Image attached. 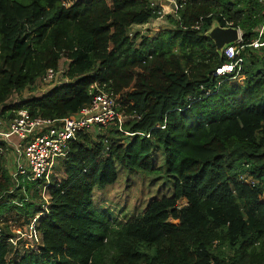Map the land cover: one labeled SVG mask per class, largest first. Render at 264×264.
Masks as SVG:
<instances>
[{
    "label": "trees",
    "instance_id": "trees-1",
    "mask_svg": "<svg viewBox=\"0 0 264 264\" xmlns=\"http://www.w3.org/2000/svg\"><path fill=\"white\" fill-rule=\"evenodd\" d=\"M175 2L169 15L152 0H0V118L73 115L93 84H106L129 118L122 131L77 134L64 177L46 187V211L44 183L18 177L16 187L0 154V264H264V52L245 49L243 82L231 83L233 74L213 75L226 60L205 35L217 23L247 45L264 7ZM159 17L169 30L130 34ZM49 69L64 81L45 84ZM117 166L161 172L170 194L118 221L92 201L96 186L116 183ZM12 213L18 227L42 213L36 250L9 242Z\"/></svg>",
    "mask_w": 264,
    "mask_h": 264
},
{
    "label": "built area",
    "instance_id": "built-area-1",
    "mask_svg": "<svg viewBox=\"0 0 264 264\" xmlns=\"http://www.w3.org/2000/svg\"><path fill=\"white\" fill-rule=\"evenodd\" d=\"M170 6L173 14L177 11L175 0H164ZM264 6V5H263ZM263 21L257 31V36L249 44H239L240 40L222 50L226 62L216 68L213 73L217 77L234 75L233 79L239 77L243 62L242 53L245 49L261 54L264 52V9L262 12ZM61 72L52 69L46 71L43 82L53 84L57 78H61ZM91 96L90 102L83 106L77 113L61 119H47L31 117L27 110L21 109L13 112L12 119L0 128V142L4 143L5 149L0 150L3 154L8 149L12 150L15 159V167L11 179L18 182V177L27 181H42V190L51 182L52 177L57 179L55 169L66 157L70 143L74 142L78 133L98 134L111 128L122 131V126L129 118L117 111L118 104L113 91L106 84H93L89 87ZM126 135H132L125 133ZM48 194V193H47ZM44 201L43 209L47 210V198L41 197ZM42 213L27 225L28 230L34 229L37 220ZM20 227L14 228L15 237L9 242L16 246L21 239ZM35 232L36 228L34 229ZM38 233V232H37ZM1 238V233H0ZM39 246V245H38ZM27 249V250H36Z\"/></svg>",
    "mask_w": 264,
    "mask_h": 264
},
{
    "label": "rangeland",
    "instance_id": "rangeland-1",
    "mask_svg": "<svg viewBox=\"0 0 264 264\" xmlns=\"http://www.w3.org/2000/svg\"><path fill=\"white\" fill-rule=\"evenodd\" d=\"M74 0H62L64 5L69 6ZM153 5L158 6L161 11L165 14L174 15L171 11L170 6L166 4L164 0H152ZM162 13V14H163ZM170 25L167 23L165 17L155 18L149 21L144 26H132L130 29V34L140 33V35H145L151 37L156 33H159L163 30H169ZM242 35V33H241ZM62 77L57 78L51 87L63 82ZM237 84H242L243 78H237L235 81ZM50 87V88H51ZM49 88V89H50ZM47 90V88L45 89ZM24 98V96H21ZM20 97L16 94L12 95L7 101V105L17 104ZM1 109V106H0ZM8 120L0 118V128L5 125ZM101 132V131H100ZM103 131L102 133H104ZM9 152L3 153L4 165L5 168L13 169L11 165V159L14 157L12 153ZM157 166H163V157L160 154V160L157 161ZM15 167V165H14ZM12 172V170H11ZM118 179L115 184L108 186H96L92 192V201L95 206H98L102 209L110 210L114 217L118 221L124 222L130 219L131 217L140 214L145 210L148 204L153 200H158L163 196H167L171 192L172 180L162 175L161 172L147 173L141 170H128L122 167L117 166ZM55 175L57 179L60 180L64 176L61 170V162L55 169ZM39 195L47 198V191L41 190ZM184 205V202L180 203ZM14 213L10 216H5L8 218V226L11 229L17 228L18 223L21 225L22 221H14ZM0 223V228L2 227ZM21 236L19 246L23 249H35L36 246L41 244V235L35 232L34 229L28 230L27 225L20 226ZM17 231V230H16ZM13 232L14 234L16 233Z\"/></svg>",
    "mask_w": 264,
    "mask_h": 264
},
{
    "label": "water",
    "instance_id": "water-1",
    "mask_svg": "<svg viewBox=\"0 0 264 264\" xmlns=\"http://www.w3.org/2000/svg\"><path fill=\"white\" fill-rule=\"evenodd\" d=\"M206 37L215 46L216 52L221 56L222 50L230 45L237 43L241 39V32L238 28L220 27L214 23L212 27L206 32Z\"/></svg>",
    "mask_w": 264,
    "mask_h": 264
},
{
    "label": "crops",
    "instance_id": "crops-1",
    "mask_svg": "<svg viewBox=\"0 0 264 264\" xmlns=\"http://www.w3.org/2000/svg\"><path fill=\"white\" fill-rule=\"evenodd\" d=\"M259 2H260V4L263 6L264 5V0H259ZM264 7V6H263ZM260 28V27H259ZM240 32H241V30H240ZM242 33V32H241ZM9 150V149H8ZM7 152H9V151H7ZM10 153H12V155L14 156V154H13V152H12V150H10ZM11 161V165H12V167H13V169H10V171H9V169L7 168V171H8V173H9V175H12V173H13V171H14V165H15V159H14V157L10 160ZM11 170H12V172H11Z\"/></svg>",
    "mask_w": 264,
    "mask_h": 264
}]
</instances>
